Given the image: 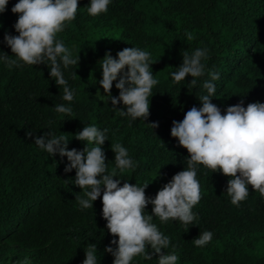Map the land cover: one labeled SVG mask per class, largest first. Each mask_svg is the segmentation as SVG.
Returning <instances> with one entry per match:
<instances>
[{
	"label": "trees",
	"instance_id": "16d2710c",
	"mask_svg": "<svg viewBox=\"0 0 264 264\" xmlns=\"http://www.w3.org/2000/svg\"><path fill=\"white\" fill-rule=\"evenodd\" d=\"M16 3L9 0L0 13V52L10 57L4 36L18 35L14 25L19 17L11 11ZM89 4L90 0H78L76 18L57 34L73 57L79 54L78 65H61L75 91L72 102L62 99L63 87L50 77L47 65L9 67L0 60V259L14 256L19 263L24 251L35 264H83L88 245L95 244L99 264H114V256L105 249L115 248L111 242L118 237L107 230L102 215L103 189L93 208L82 209L76 196L84 190L67 182L75 180V169L66 173L67 157H51L34 144L36 137L64 134L68 150L82 151L86 142L74 139L78 132L87 125L107 128L109 140L102 150L108 170L115 168L111 144L120 143L136 165L123 173L117 169L120 186L149 184L145 195L154 199L187 168L189 154L171 136V128L188 110L202 106L199 98L207 95L202 87L209 79L207 70L220 76L212 81L216 94L210 99L221 114L237 104L246 108L264 103V0H110L107 12L98 16L88 14ZM186 32L194 39L188 40ZM130 47L150 53L158 80L146 121L121 116L118 110H126L122 102L114 110L110 100L96 97L98 89L104 91L99 65L105 54L117 58ZM197 48L208 50L202 60L206 74L195 78L194 88L189 87L191 76L173 82L170 74L182 65L184 51L191 54ZM116 83L112 97L119 96ZM57 104L71 107V115L55 113ZM152 123L158 127L147 125ZM196 178L201 199L192 209L197 217L192 224L161 223L153 217L171 241L162 253L170 254L175 245L177 264H264V197L249 186L248 197L236 206L226 193L228 177L198 165ZM145 212L152 214L151 204ZM204 231L213 234L212 240L196 247L193 240ZM147 251L151 253L150 246ZM152 255L151 260L135 257L132 264H157L159 256Z\"/></svg>",
	"mask_w": 264,
	"mask_h": 264
},
{
	"label": "clouds",
	"instance_id": "9594fccd",
	"mask_svg": "<svg viewBox=\"0 0 264 264\" xmlns=\"http://www.w3.org/2000/svg\"><path fill=\"white\" fill-rule=\"evenodd\" d=\"M9 0H0V13L5 12ZM110 0H90L87 12L91 16H98L108 10ZM78 0H18L11 11L18 14L14 25L16 36L5 35L4 41L11 49L12 56L0 52V60L9 67L23 65L45 64L50 70V77L57 86L63 87L62 99L72 102L75 91L68 86L64 77V69L79 64V54L73 57L72 49L66 47L63 41L57 40V34L62 32L67 22L76 18ZM188 40L194 36L186 32ZM15 57L14 59L12 57ZM182 65L173 71L171 79L175 83L192 77L189 87L197 85V79L206 74L205 64L208 50L197 48L189 54L183 53ZM150 53L138 47L125 48L113 58L106 53L100 62L102 79L99 86L105 95L101 96L99 89L96 97L110 100L112 108L122 102L124 109L118 110L121 116L131 117L132 120L149 117L152 90L158 84L154 78L149 63ZM75 78L76 72L73 74ZM208 80L202 87L207 95L199 98L201 107L188 110L182 121L173 122L171 136L178 140L179 146L187 150V168L173 176L171 181L159 190L154 199L145 195L149 184L138 186L117 179V169L123 173L136 167L129 157L128 150L120 143L111 144L115 153V168L108 170L102 145L109 140L105 128L100 130L95 125H87L78 132L74 139L86 142L82 151L68 150V142L64 134L59 136L48 132L44 136L36 137L34 144L46 151L51 157L57 153L67 157L69 161L65 172L76 171L75 186L84 190L76 196V201L82 209L93 208V202L102 195V215L107 221V230L118 240H112L115 248L107 247L105 251L114 256V264H132L137 256L151 260L152 254L159 256L157 264H177L178 256L175 245L170 254L162 253V249L169 247L171 241L168 236L158 230L152 222L158 217L161 223L169 220H179L184 225L192 224L196 215L192 209L201 199L200 183L197 180V166L203 165L213 173L220 172L228 177L227 195L233 205L239 206L249 195V186L264 197V103H249L243 107L242 103L230 106L226 114L212 103L210 97L216 94V86L212 81L219 80V73L207 70ZM119 90L118 97L111 96L113 82ZM57 114L70 116L72 108L64 104L54 107ZM156 129L158 124H147ZM28 137L33 133L29 131ZM98 177H100L98 179ZM148 204L152 205V214H146ZM209 231L200 233L193 240L196 247H203L212 240ZM150 246L151 253L147 251ZM83 264H99L97 247L89 244L85 251ZM23 264H30L25 258Z\"/></svg>",
	"mask_w": 264,
	"mask_h": 264
},
{
	"label": "rangeland",
	"instance_id": "374dc122",
	"mask_svg": "<svg viewBox=\"0 0 264 264\" xmlns=\"http://www.w3.org/2000/svg\"><path fill=\"white\" fill-rule=\"evenodd\" d=\"M100 94H101V96H103L104 95V91H100ZM137 257H140V256H137ZM25 258H27L30 261V264H35L34 262H32L29 259L28 254L26 252H24V251H22L20 256H19V259H20L19 263L16 262L14 256H8L6 258L0 259V264H23V261L25 260Z\"/></svg>",
	"mask_w": 264,
	"mask_h": 264
}]
</instances>
